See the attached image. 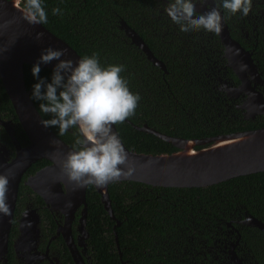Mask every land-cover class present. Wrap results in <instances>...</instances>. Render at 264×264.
<instances>
[{"label": "trees", "instance_id": "trees-1", "mask_svg": "<svg viewBox=\"0 0 264 264\" xmlns=\"http://www.w3.org/2000/svg\"><path fill=\"white\" fill-rule=\"evenodd\" d=\"M138 2L45 0L49 15L48 23L42 24L81 57L96 52L102 64L125 65L121 75L128 79L130 90L141 97L135 113L115 124L127 149L144 154L176 150L170 143L132 125H147L165 135L184 139L264 127V118L244 120L220 90L223 81L236 82V78L230 72L224 75L222 70L218 72L222 61L219 37L203 30L186 34L181 29H164L160 39L153 35L155 31L139 29L135 12L143 7ZM56 6L63 10V15L51 14V8ZM120 20L134 28L155 58L163 62L165 71L147 61L123 31L117 29ZM31 67L23 66L29 93L36 82ZM50 74L51 70L41 69L39 76L47 79ZM32 102L38 111V103ZM0 105L3 119L18 124L1 82ZM39 114L43 119L49 118ZM50 129L73 148V129L63 135L57 128ZM20 141L27 143L23 133ZM48 163L39 160L29 172L34 173ZM108 194L113 219L93 186L86 189V229L92 264H227V249L235 240H238L237 255L245 262L264 264V233L238 223L248 215L264 222V172L205 188L151 187L119 181L108 185ZM32 200L42 205L37 195Z\"/></svg>", "mask_w": 264, "mask_h": 264}, {"label": "water", "instance_id": "water-1", "mask_svg": "<svg viewBox=\"0 0 264 264\" xmlns=\"http://www.w3.org/2000/svg\"><path fill=\"white\" fill-rule=\"evenodd\" d=\"M120 30L154 65L165 71L163 62L155 58L143 39L124 21ZM42 35L37 40L35 34ZM217 36L225 47L228 66L239 80L238 86L230 85L227 94L236 98L240 93L247 95L243 103L244 116L264 118V99L251 86L258 80L256 68L248 52L234 41L223 20L222 30ZM49 45L63 48L64 59L75 61L81 56L63 39L59 38L41 25H28L20 18L18 9L11 0H0V82L12 105L17 120L24 131L28 144L20 147L16 144L15 156L11 161L0 158V174L9 178L7 191L4 193L9 211L0 214V262L6 264L7 240L16 204L19 183L25 172L38 160L49 162L46 166L29 176L24 182L36 195L40 196L45 206L51 211L64 214L68 225L76 210L81 208V222L85 225L87 215L86 189L78 187L64 174L61 164L66 155L74 149L62 141L50 128L41 124V115L37 111L30 93L25 86L24 65H33L41 50ZM56 61L42 64L41 69H53ZM232 93V94H231ZM135 129L153 134L173 145L176 150L171 153L144 154L127 149L122 143L115 124L113 131L120 139L127 159L120 167L126 173L134 170L131 176L121 175L102 187L92 185L100 195V201L113 219L108 185L119 181H133L151 187L205 188L226 180L264 172V127L215 135L207 138L184 139L165 135L147 125H132ZM35 210H27L20 219L21 238L28 239L30 225L35 226ZM238 223L256 227L264 233V222L253 216H246ZM119 223L116 222V225ZM86 232V231H85ZM88 235V233L86 232ZM238 240L230 244L227 264H250L239 257L236 252ZM70 246V244H69ZM83 264L80 258L79 263Z\"/></svg>", "mask_w": 264, "mask_h": 264}, {"label": "clouds", "instance_id": "clouds-1", "mask_svg": "<svg viewBox=\"0 0 264 264\" xmlns=\"http://www.w3.org/2000/svg\"><path fill=\"white\" fill-rule=\"evenodd\" d=\"M201 0H168L167 15L183 33L197 31L219 34L222 30V10L228 15L246 17L252 10V0H213L217 6L199 11ZM20 18L28 25L48 23L45 0H11ZM53 16L63 15L59 7H52ZM41 33L37 32L38 40ZM63 48L49 45L41 50L31 67L36 81L29 99L38 103V112L49 118L41 119L42 126L57 128L60 135L73 129V151L61 164L64 174L78 187H102L121 175L131 176L120 167L127 159L125 149L113 131V125L132 116L141 97L129 88V81L121 75L125 65L102 64L96 52L85 54L75 61L64 59ZM53 65L49 78L39 76L42 64ZM9 178L0 174V214H8L4 196Z\"/></svg>", "mask_w": 264, "mask_h": 264}, {"label": "flooded vegetation", "instance_id": "flooded-vegetation-1", "mask_svg": "<svg viewBox=\"0 0 264 264\" xmlns=\"http://www.w3.org/2000/svg\"><path fill=\"white\" fill-rule=\"evenodd\" d=\"M140 2L142 3L140 7L143 8L135 12L136 17L134 18L139 23V29H148L150 32L155 31L153 35L160 39L163 37L164 29L180 30V27L172 21L165 11V8L168 6V0H140ZM214 6L217 5L213 3V0H201L199 11L205 12ZM221 14L226 17L224 23L227 26L230 37L249 53L256 68L258 80L253 82L248 74L246 76L250 80L251 86L264 99V0H252V10L246 17L238 14L231 16L223 10ZM121 21L123 20L118 21L117 25V29L119 30L121 28ZM129 27L134 29L131 26ZM112 28L113 26H109V29ZM204 33L210 36L214 34L205 31ZM215 35L217 36V34ZM220 49L222 61L218 72L222 70L223 75L230 72L236 78V82L230 80V82L223 81L220 90L224 93L226 99L235 105V108L239 110L244 120L254 121L256 118H263L261 116L245 118V110L242 106L247 95L244 92L240 93L236 98L230 96V93L229 95L227 94L228 87L230 85L238 86L239 80L228 66V57L225 47L221 42ZM146 60L149 61L147 58ZM228 106L231 107V105ZM3 117V107L0 105V158L6 159L9 162L15 156L16 144L24 147L28 144V139L27 143H21V135L22 133L25 135V133L19 122L16 124L12 119H3ZM34 173H30L28 169L19 183L16 204L8 233L6 264H77L80 258L83 264H92L88 246L89 234H86V220L84 226H82L80 220L81 208L75 211L74 217L67 225L64 214L51 211L45 206L44 201L38 195L42 201V205L35 204L32 199L36 194L24 184L26 179ZM20 186L23 187L22 190H20ZM32 209L35 210V217L37 216L35 226L32 228V223L30 222L28 239H22L19 227L20 219L24 212ZM229 248L227 249V253ZM0 264H3V262H0Z\"/></svg>", "mask_w": 264, "mask_h": 264}]
</instances>
